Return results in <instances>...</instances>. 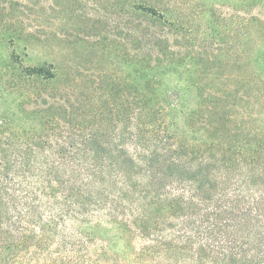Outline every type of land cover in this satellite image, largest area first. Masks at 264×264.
Here are the masks:
<instances>
[{"label":"trees","instance_id":"obj_1","mask_svg":"<svg viewBox=\"0 0 264 264\" xmlns=\"http://www.w3.org/2000/svg\"><path fill=\"white\" fill-rule=\"evenodd\" d=\"M119 4L125 78L0 77V264H264V17Z\"/></svg>","mask_w":264,"mask_h":264},{"label":"rangeland","instance_id":"obj_2","mask_svg":"<svg viewBox=\"0 0 264 264\" xmlns=\"http://www.w3.org/2000/svg\"><path fill=\"white\" fill-rule=\"evenodd\" d=\"M120 2L0 0V77H10L8 67L12 64L55 59L66 71L82 67L87 81L96 78L101 70L107 76L125 78L135 58V14L126 13ZM184 3L189 7L188 14L189 9L213 3L216 19L226 27H230L236 15L246 17L254 13L264 17V4L249 10L246 0ZM57 95L65 99L69 96L59 92Z\"/></svg>","mask_w":264,"mask_h":264}]
</instances>
